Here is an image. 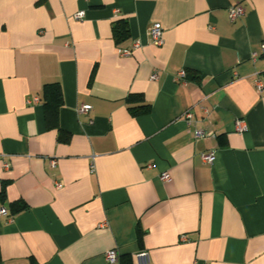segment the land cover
<instances>
[{
    "label": "crops",
    "instance_id": "crops-1",
    "mask_svg": "<svg viewBox=\"0 0 264 264\" xmlns=\"http://www.w3.org/2000/svg\"><path fill=\"white\" fill-rule=\"evenodd\" d=\"M262 42L264 0H0V264H264ZM49 83L67 140L46 127Z\"/></svg>",
    "mask_w": 264,
    "mask_h": 264
},
{
    "label": "built area",
    "instance_id": "built-area-1",
    "mask_svg": "<svg viewBox=\"0 0 264 264\" xmlns=\"http://www.w3.org/2000/svg\"><path fill=\"white\" fill-rule=\"evenodd\" d=\"M243 13H244V7L240 3L230 5L228 8V17H229V20H231V21L234 20L235 18L241 16ZM83 16H84L83 10H79L78 12L73 14V17L75 19H78V20H81L83 18ZM161 32H162V27H161V24L158 22L153 23L149 28V34H150L151 40L156 45H159L162 43ZM138 45H139V42L135 41L133 43L132 47H130V48H119L117 51L121 55H129V54H131V52L134 48L138 47ZM261 51H262V54H264V42L261 43ZM255 55L256 54H252L253 59L256 57ZM155 76H156V74H153L152 78H154ZM174 80L177 82L185 83L186 82L185 70L181 69V70L177 71L174 75ZM256 87L260 92L262 90V88H264V85H262V83L260 81H256ZM33 100L36 101L37 98H33ZM87 110H88V106H86V105H81L78 108V112H85ZM185 118L187 120V123H190L191 113L186 112ZM235 129L238 132H242L244 130V126H243L241 121L238 120L235 122ZM193 134L195 137H200V136H205V135H212L213 132L209 131V132L205 133L201 129H194ZM200 158L204 163L211 164L215 158V152L213 150L201 152ZM3 165H4V167H7L8 164L4 163ZM50 165L52 167H54L56 165V159H51ZM90 168H91V170L94 169L93 164H91ZM159 178L161 180H167L169 178V175L166 171H164L159 175ZM55 185L58 187L60 185V183L56 182ZM0 213L5 214L6 213L5 208H0ZM180 239L185 241V240H187V237L185 235H182ZM105 258L110 263L114 262L117 259L116 251L110 250V251L106 252Z\"/></svg>",
    "mask_w": 264,
    "mask_h": 264
},
{
    "label": "trees",
    "instance_id": "trees-1",
    "mask_svg": "<svg viewBox=\"0 0 264 264\" xmlns=\"http://www.w3.org/2000/svg\"><path fill=\"white\" fill-rule=\"evenodd\" d=\"M128 34V23L125 20H118L113 25V36L116 41H120ZM138 95H129L128 108L131 114L138 115L140 113H146L150 110V104L146 102L138 101ZM44 118L47 128H56L58 131L59 140H67L68 134L63 132L59 127L58 112L63 103L62 91L58 83L45 84L42 91ZM6 181H3L0 188V197H4ZM11 213H17L26 208V205L21 200H16L10 204ZM120 264H131V260L128 256H123Z\"/></svg>",
    "mask_w": 264,
    "mask_h": 264
}]
</instances>
